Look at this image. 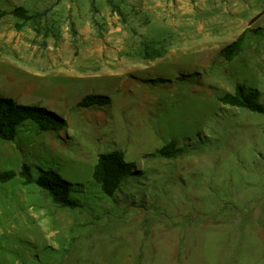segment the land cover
Here are the masks:
<instances>
[{"label":"rangeland","instance_id":"374dc122","mask_svg":"<svg viewBox=\"0 0 264 264\" xmlns=\"http://www.w3.org/2000/svg\"><path fill=\"white\" fill-rule=\"evenodd\" d=\"M0 7L48 10L20 30L0 20V97L66 121L58 132L25 122L0 140V171L55 170L80 203L60 208L19 177L0 184V264H264V117L218 101L236 84L264 101V0ZM87 95L110 103L79 107ZM111 151L134 174L107 198L91 176Z\"/></svg>","mask_w":264,"mask_h":264},{"label":"trees","instance_id":"16d2710c","mask_svg":"<svg viewBox=\"0 0 264 264\" xmlns=\"http://www.w3.org/2000/svg\"><path fill=\"white\" fill-rule=\"evenodd\" d=\"M48 10L42 12H29L22 7L6 11L0 7V20L11 16L18 22L14 24L16 30H20L25 23L43 18ZM241 39L227 46L221 51L225 60L235 57L241 49ZM145 58H159L160 53H148V46L144 45ZM218 101L229 107L239 108L264 117V101L258 90L246 87L244 84H236L232 94H225ZM110 103L109 98L101 95H87L81 99L78 106L81 108L106 107ZM25 122H32L40 132H58L64 130L66 121L55 112L42 107L23 106L10 98L0 97V140L14 141L18 128ZM174 144L164 146L159 153L170 157L174 152ZM134 165L124 160L119 151H111L100 154L93 168L91 180L98 188L99 193L107 198H112L119 190L123 181L133 174ZM36 173V174H35ZM26 164L20 166L19 171H0V184L8 183L19 177L24 185H33L47 194L51 202L64 209L75 210L80 206L79 200L73 197L75 186L52 169H36Z\"/></svg>","mask_w":264,"mask_h":264},{"label":"crops","instance_id":"0c3cea01","mask_svg":"<svg viewBox=\"0 0 264 264\" xmlns=\"http://www.w3.org/2000/svg\"><path fill=\"white\" fill-rule=\"evenodd\" d=\"M4 43V42H3ZM3 62H4V58L3 57H0V79L5 77V69L3 67ZM9 74H7L8 76Z\"/></svg>","mask_w":264,"mask_h":264}]
</instances>
